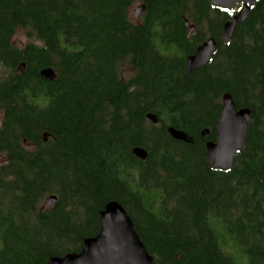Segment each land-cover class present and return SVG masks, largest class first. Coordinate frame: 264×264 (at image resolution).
<instances>
[{
    "label": "trees",
    "instance_id": "obj_1",
    "mask_svg": "<svg viewBox=\"0 0 264 264\" xmlns=\"http://www.w3.org/2000/svg\"><path fill=\"white\" fill-rule=\"evenodd\" d=\"M240 6L0 0V264L80 253L111 202L156 264H264V0L226 43ZM211 37L212 60L188 75L187 59ZM47 68L54 81L41 76ZM226 93L252 110L227 171L206 149Z\"/></svg>",
    "mask_w": 264,
    "mask_h": 264
},
{
    "label": "water",
    "instance_id": "obj_2",
    "mask_svg": "<svg viewBox=\"0 0 264 264\" xmlns=\"http://www.w3.org/2000/svg\"><path fill=\"white\" fill-rule=\"evenodd\" d=\"M259 0H210L213 6L230 10L240 4V9L233 18L224 25L223 39L229 43L239 26L250 17L252 8ZM143 10L135 11V18L142 16ZM191 33L195 32V26L186 21ZM218 48L217 41L211 37L201 44L195 54L187 59L186 73L190 75L194 71L207 66ZM41 76L47 81H54L56 74L53 69L47 68L41 71ZM223 107L218 118L217 141L206 143L207 155L210 166L214 169L230 170L235 165V158L245 148L252 110L248 107L239 108L230 93L223 95ZM148 120L157 125L159 119L155 114H149ZM173 139L193 144V138L186 132L174 127L168 129ZM210 130L202 132L203 138H208ZM135 156L141 161L148 158V153L143 148L133 150ZM58 202V196L48 197L43 209L54 206ZM102 227L99 234L85 240L84 248L80 253L65 256L51 257L48 264H156L155 259L149 254L141 241L135 226L124 207L119 202L109 203L101 213Z\"/></svg>",
    "mask_w": 264,
    "mask_h": 264
},
{
    "label": "rangeland",
    "instance_id": "obj_3",
    "mask_svg": "<svg viewBox=\"0 0 264 264\" xmlns=\"http://www.w3.org/2000/svg\"><path fill=\"white\" fill-rule=\"evenodd\" d=\"M137 8L135 7L133 10H136ZM16 41L18 43H20L21 41H25V35L24 33L20 32L17 37H16Z\"/></svg>",
    "mask_w": 264,
    "mask_h": 264
}]
</instances>
